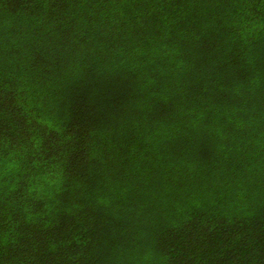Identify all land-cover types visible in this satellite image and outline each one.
Listing matches in <instances>:
<instances>
[{"label":"trees","instance_id":"obj_1","mask_svg":"<svg viewBox=\"0 0 264 264\" xmlns=\"http://www.w3.org/2000/svg\"><path fill=\"white\" fill-rule=\"evenodd\" d=\"M0 264H264V0H0Z\"/></svg>","mask_w":264,"mask_h":264}]
</instances>
